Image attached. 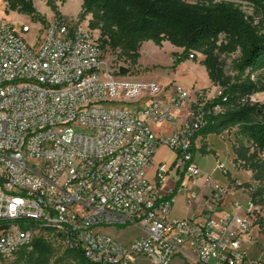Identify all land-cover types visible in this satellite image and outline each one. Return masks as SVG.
<instances>
[{"label":"built area","instance_id":"obj_1","mask_svg":"<svg viewBox=\"0 0 264 264\" xmlns=\"http://www.w3.org/2000/svg\"><path fill=\"white\" fill-rule=\"evenodd\" d=\"M37 23L32 44L28 25H0V263L42 239L81 251L88 264H264L246 248L264 210L258 186L234 180L247 201L233 199L224 212L229 188L209 178L207 208L178 220L173 193L161 191L171 168L163 163L155 181L147 176L166 146L180 177H199L195 140L222 106L194 109L180 86L168 95L155 82L119 80L129 71L111 68L100 32L80 20ZM243 102L257 103L252 96ZM181 107L187 121L157 136L150 123L175 119L172 110ZM216 169L228 175L223 163ZM114 227L143 235L120 243L98 232Z\"/></svg>","mask_w":264,"mask_h":264},{"label":"trees","instance_id":"obj_2","mask_svg":"<svg viewBox=\"0 0 264 264\" xmlns=\"http://www.w3.org/2000/svg\"><path fill=\"white\" fill-rule=\"evenodd\" d=\"M44 1L57 19L63 18L57 6L60 0ZM246 1L255 5L264 28V0ZM7 3L6 14L19 12L47 24L37 13L34 0H7ZM89 14L92 15L89 28L100 32L102 49L119 52L133 66L138 64L143 43L152 41L160 47L164 41H169L184 49L175 65L189 59L192 51L199 52L205 57L202 64L211 80L225 87L218 54L240 50L237 68L241 73L247 69L258 72L264 68V35H260V28L246 20L240 8L231 2L208 0L207 3L192 4L184 0H83L81 19ZM221 35L225 39L219 43ZM226 90L227 95L230 93L228 111L212 119L197 136L238 127L252 147L264 151V104L250 106L241 103L242 97L264 92V79L254 83L248 78ZM221 103L222 100L217 98L206 105L212 107ZM249 151V148L245 149L241 159H246ZM256 155V152L250 155V159ZM258 167L253 165L252 169L257 170ZM261 179V176H256V180ZM71 252L80 264H88L81 251ZM52 253L51 242L37 239L30 248L19 252L18 260L24 264H46Z\"/></svg>","mask_w":264,"mask_h":264},{"label":"rangeland","instance_id":"obj_3","mask_svg":"<svg viewBox=\"0 0 264 264\" xmlns=\"http://www.w3.org/2000/svg\"><path fill=\"white\" fill-rule=\"evenodd\" d=\"M188 3H207L208 0H184ZM231 2L238 6L245 16V19L250 21L252 25L260 28V35H264V28L261 27L262 16L256 13L254 4L246 0H217ZM7 0H0V25L11 24L17 30L22 25H28L31 28V34L27 36L28 41L32 44L34 38L39 37L42 29L37 21L31 17L21 14L19 12L5 13L7 7ZM83 0H60L57 3L58 10L61 16L67 19H77L89 25L92 20V15L89 14L81 19ZM34 7L37 13L43 17L47 22L56 18L55 13L47 6L44 0H34ZM32 21H30V20ZM36 22V23H35ZM97 34V33H96ZM224 35L219 37V43L224 41ZM184 52L183 48L172 45L169 41H164L162 46H156L152 41L144 44L142 50L141 62L138 67L131 65L125 58L119 55V52L106 49L103 51V59L108 60V64L112 69L117 66H123L129 74L126 77H119V80L129 79L141 83L155 82L164 88V93L171 95L174 94L178 86L186 90L190 96L189 105L194 109L201 104L213 102L215 99L220 98L223 108L222 116L228 111L230 105V93L227 95L226 89H231L232 86L240 82L246 81L248 78L256 83L260 79H264V68L258 72H251L249 69L241 73L237 68V63L241 56L240 50L234 53L218 54L219 62L222 68V81L226 83V87L220 83H215L211 80L206 67L202 64L205 57L199 52L192 51L190 54L194 55V59H187L175 65V61L180 59L181 54ZM107 66V63L104 64ZM256 99L257 103H244L242 97V105H256L264 104V92L255 93L250 95ZM142 107L143 103H138L135 108ZM126 107L133 109L134 106L126 104ZM221 115H218L219 117ZM215 118V117H214ZM217 136L228 142L230 168L236 173L237 180L244 185L258 186V199L264 207V151L256 150L252 144L244 138L238 127H230ZM249 148L246 154V159H241L240 155L245 153V149ZM206 150V149H205ZM257 153L254 159H250V155ZM205 152L203 153V155ZM259 166L257 170L252 169V166ZM223 175V174H222ZM261 176V180H256V176ZM224 176V175H223ZM231 180V174L225 176ZM232 181V180H231ZM231 190H229V199H237L245 204L247 199L234 187L232 181ZM228 199V198H227ZM101 234L111 236L120 243L130 242L132 239L142 236L143 232L134 227H114V228H101L98 230ZM53 253L48 259L46 264H80L75 254L65 248L63 245L53 241ZM248 254L254 259H261L262 252L264 251V210L261 216L256 217L251 225V239L246 244ZM19 256L1 262L0 264H24L23 261L18 260ZM142 264H148L144 262ZM174 264H185L183 261L176 260Z\"/></svg>","mask_w":264,"mask_h":264},{"label":"crops","instance_id":"obj_4","mask_svg":"<svg viewBox=\"0 0 264 264\" xmlns=\"http://www.w3.org/2000/svg\"><path fill=\"white\" fill-rule=\"evenodd\" d=\"M145 43H143L140 50V59L138 60L136 67L140 65L142 50ZM172 113L175 116V119L169 122L150 123L153 132L157 136H167L172 134L175 129H178L189 118L187 115V107H181L176 110L173 109ZM195 149L196 160L201 170V175L197 178L187 180L177 174V172L173 169L175 154L166 146H162L158 149L154 156L152 165L147 171L149 180L155 181L159 165L164 163L171 168L170 174L165 184L162 186L161 191L165 195H170L175 192L171 217L178 220L199 217L201 213L207 208L206 197L210 192L209 178L212 179L211 183H218L229 188V190H231L232 181L237 180L236 173L238 172H234V170L229 166L230 161L228 156V142L223 140L221 136H217L216 133L198 135L195 140ZM204 152L205 154L203 155ZM218 163H223L225 165L231 174L232 181L229 178L223 176L222 173L216 169ZM193 196L194 198L192 207L188 208V202ZM227 198L228 199H226L221 206V209L224 212L232 211L231 203L233 199H229V197Z\"/></svg>","mask_w":264,"mask_h":264},{"label":"water","instance_id":"obj_5","mask_svg":"<svg viewBox=\"0 0 264 264\" xmlns=\"http://www.w3.org/2000/svg\"><path fill=\"white\" fill-rule=\"evenodd\" d=\"M121 73H122V74H126V73H128V70H127L126 68H122V69H121Z\"/></svg>","mask_w":264,"mask_h":264}]
</instances>
